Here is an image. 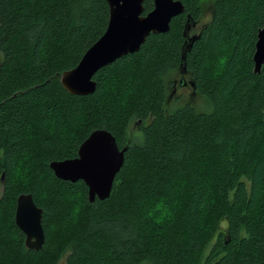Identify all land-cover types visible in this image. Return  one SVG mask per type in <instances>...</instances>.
<instances>
[{
	"label": "trees",
	"instance_id": "16d2710c",
	"mask_svg": "<svg viewBox=\"0 0 264 264\" xmlns=\"http://www.w3.org/2000/svg\"><path fill=\"white\" fill-rule=\"evenodd\" d=\"M181 1L167 32L99 69L80 96L59 76L105 31L106 0H0V264H264V68L252 59L264 0ZM208 3L184 63L205 109L174 95L169 107L187 17ZM97 128L127 150L110 195L89 202L82 180L49 163L75 157ZM21 193L42 208L39 250L14 222Z\"/></svg>",
	"mask_w": 264,
	"mask_h": 264
},
{
	"label": "water",
	"instance_id": "95a60500",
	"mask_svg": "<svg viewBox=\"0 0 264 264\" xmlns=\"http://www.w3.org/2000/svg\"><path fill=\"white\" fill-rule=\"evenodd\" d=\"M145 0H106L109 17L105 31L83 53L75 67L63 71L60 83L71 95H90L95 92V73L116 59L139 50L149 34L165 33L172 18L183 13L181 0H153V8L143 14ZM197 22L187 17L185 42L181 62V78L177 82L183 86L185 57L193 42L200 37L197 31L190 35ZM254 72L264 68V24L258 30L253 53ZM191 84V81H190ZM127 147H118L115 137L106 129L97 128L80 143L73 158L53 160L49 163L54 175L62 180L76 182L82 180L87 186L89 202L95 198L103 200L110 195L117 173L124 162ZM14 222L24 234L28 249L39 250L45 241L42 227V208L38 207L30 193L16 197Z\"/></svg>",
	"mask_w": 264,
	"mask_h": 264
},
{
	"label": "rangeland",
	"instance_id": "374dc122",
	"mask_svg": "<svg viewBox=\"0 0 264 264\" xmlns=\"http://www.w3.org/2000/svg\"><path fill=\"white\" fill-rule=\"evenodd\" d=\"M211 11H212L211 4L208 3V4L203 5V16L198 23L199 25H204L205 23L209 21L210 16H211ZM199 25H197V29L199 28L198 27ZM197 29L193 30V32L196 31ZM173 89H174V93H173L174 97H179V100H177L178 104L189 101L195 107L201 110L205 109L202 98L197 93L193 92V90L191 89V86L189 85L185 87L179 86L176 81ZM174 100H176V98L172 97L169 99V103H168L169 107L173 108L176 105V102ZM137 126L138 125L135 122H131L130 127H129V132L132 134H137ZM2 186L3 185L0 182V197L2 196V191H3ZM61 262L62 263L64 262V257L62 258Z\"/></svg>",
	"mask_w": 264,
	"mask_h": 264
},
{
	"label": "flooded vegetation",
	"instance_id": "af4514ba",
	"mask_svg": "<svg viewBox=\"0 0 264 264\" xmlns=\"http://www.w3.org/2000/svg\"><path fill=\"white\" fill-rule=\"evenodd\" d=\"M211 13H212V11H211ZM202 16H203V14H202ZM211 17V16H210ZM202 18V17H201ZM200 21V20H199ZM199 21H197V23H196V26H195V28L194 29H192L191 30V33H190V35L192 34V33H195L196 31H200V29L204 26V25H199L198 23H199ZM197 25H199L198 27V29H197ZM195 29H197L196 31H194L193 32V30H195ZM190 79H189V77H187V75L185 76V74H184V84H183V86L185 87V86H187V85H191L190 84V81H189ZM174 93V89L172 90V96L171 97H173V94ZM2 179H3V176H1V180H0V182H1V184H2ZM3 185V184H2ZM2 188H3V186H2ZM3 192V191H2Z\"/></svg>",
	"mask_w": 264,
	"mask_h": 264
}]
</instances>
